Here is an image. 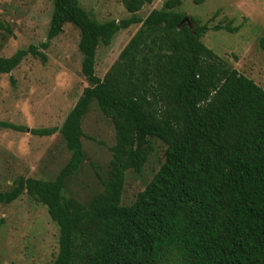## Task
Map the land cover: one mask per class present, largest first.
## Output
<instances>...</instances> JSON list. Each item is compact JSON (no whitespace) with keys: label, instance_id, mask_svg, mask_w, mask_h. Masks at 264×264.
<instances>
[{"label":"trees","instance_id":"16d2710c","mask_svg":"<svg viewBox=\"0 0 264 264\" xmlns=\"http://www.w3.org/2000/svg\"><path fill=\"white\" fill-rule=\"evenodd\" d=\"M122 1L132 15L102 22L79 0H53L46 40L0 56V74L30 54L46 61L44 50L73 23L90 83L61 127L3 123L38 136L60 131L71 157L54 180L18 178L0 191V204L26 192L48 207L60 228L49 264H264V88L202 42L210 30L238 28L193 17L182 25L187 15L175 10L182 0H166L145 18L138 12L154 0ZM134 24L139 29L99 77L98 47ZM259 45L264 50V37ZM93 100L113 120L116 143L106 192L84 204L64 190L87 158L82 121ZM154 137L166 144L165 161L123 205L126 173L143 171Z\"/></svg>","mask_w":264,"mask_h":264},{"label":"rangeland","instance_id":"374dc122","mask_svg":"<svg viewBox=\"0 0 264 264\" xmlns=\"http://www.w3.org/2000/svg\"><path fill=\"white\" fill-rule=\"evenodd\" d=\"M99 21L121 20L132 14L122 0H79ZM166 0H154L138 12L142 18ZM53 0H0V56L39 46L47 38ZM175 10L202 23L231 24L236 32L208 31L202 42L230 66L264 88V0H182ZM5 27H8L6 29ZM140 24L119 31L111 45L101 44L96 74L103 78ZM80 29L67 23L44 50L47 60L28 55L11 73L0 74V191L10 190L20 177L54 180L68 163L71 152L60 131L38 136L3 126L14 123L32 128L61 127L90 83L82 72ZM12 78L15 82H12ZM86 160L65 182L66 197L88 204L106 192L112 148L116 143L113 120L91 103L82 121ZM154 151L141 173L128 170L123 205L135 202L165 161L166 144L151 138ZM97 172L100 176H98ZM59 225L48 207L26 192L10 204H0V264H49L59 254ZM167 264H179L170 260Z\"/></svg>","mask_w":264,"mask_h":264},{"label":"water","instance_id":"95a60500","mask_svg":"<svg viewBox=\"0 0 264 264\" xmlns=\"http://www.w3.org/2000/svg\"><path fill=\"white\" fill-rule=\"evenodd\" d=\"M185 24H189L190 26H192L193 23L189 16H186L184 20L182 21V25H185Z\"/></svg>","mask_w":264,"mask_h":264}]
</instances>
